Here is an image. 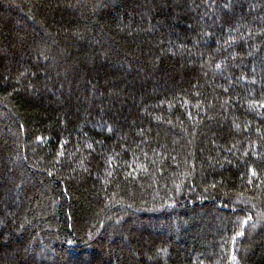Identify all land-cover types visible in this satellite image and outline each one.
<instances>
[{"label": "trees", "instance_id": "obj_1", "mask_svg": "<svg viewBox=\"0 0 264 264\" xmlns=\"http://www.w3.org/2000/svg\"><path fill=\"white\" fill-rule=\"evenodd\" d=\"M0 264H264V0H0Z\"/></svg>", "mask_w": 264, "mask_h": 264}, {"label": "snow or ice", "instance_id": "obj_2", "mask_svg": "<svg viewBox=\"0 0 264 264\" xmlns=\"http://www.w3.org/2000/svg\"><path fill=\"white\" fill-rule=\"evenodd\" d=\"M243 223L247 224V223H248V221H247V220H245V221H243ZM237 235H240V236H242V235H244V233L241 231V232H238V233H237ZM233 260H235V256H233Z\"/></svg>", "mask_w": 264, "mask_h": 264}]
</instances>
